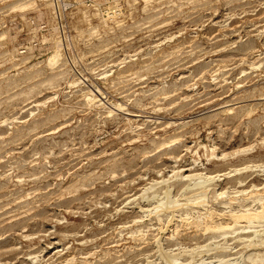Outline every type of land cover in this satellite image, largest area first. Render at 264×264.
Instances as JSON below:
<instances>
[{
    "label": "rangeland",
    "instance_id": "374dc122",
    "mask_svg": "<svg viewBox=\"0 0 264 264\" xmlns=\"http://www.w3.org/2000/svg\"><path fill=\"white\" fill-rule=\"evenodd\" d=\"M262 231L264 0H0V264H264Z\"/></svg>",
    "mask_w": 264,
    "mask_h": 264
},
{
    "label": "bare ground",
    "instance_id": "6f19581e",
    "mask_svg": "<svg viewBox=\"0 0 264 264\" xmlns=\"http://www.w3.org/2000/svg\"><path fill=\"white\" fill-rule=\"evenodd\" d=\"M83 14H84V13H83ZM250 112H252V110H251ZM246 113H247V112H246ZM248 113H249V112H248ZM248 113H247V114H248ZM247 114H246V115H247ZM248 116H249V115H248ZM243 149H245V148H243ZM218 156H219V155H218ZM180 170H181V169H180ZM191 174H192V173H191ZM186 175H187V174H186ZM216 193H217V192H216ZM260 207H261V206H260ZM208 211L210 212V210H208ZM246 211H247V210H246ZM257 211H258V210H257ZM219 213H220V212H219ZM223 213H224V212H223ZM259 214H262V213H258V212H257V213L252 214V215H247V214H245V212H244V214H242V213H241V214H234V215L232 216V217H233L232 220H233L234 222H236V221H238V220H240V219H245L246 222L249 223V222H251L252 220H255V218L257 219V217L259 218V217L262 216V215H259ZM217 215H218V214H217ZM211 216H212V215H211ZM232 217H231V218H232ZM233 221H232V222H233ZM240 221H241V220H240ZM209 225H210V224H209ZM221 225H222V224H221ZM224 225L226 226V224H224ZM242 226H244V225H242ZM245 226H246V225H245ZM207 227H208V228H209V227L211 228V226H208V225H207ZM213 227H214V226H213ZM218 227H220V225H219ZM218 227H217V228H218ZM221 227H223V226H221ZM226 227H227V226H226ZM217 228H214V229H217ZM211 229H213V228H211ZM219 229H220V228H219ZM244 229H245V228H244ZM262 232H264V231H262Z\"/></svg>",
    "mask_w": 264,
    "mask_h": 264
}]
</instances>
